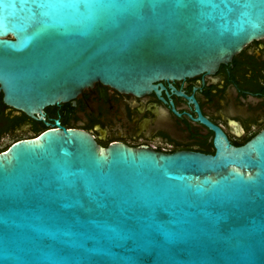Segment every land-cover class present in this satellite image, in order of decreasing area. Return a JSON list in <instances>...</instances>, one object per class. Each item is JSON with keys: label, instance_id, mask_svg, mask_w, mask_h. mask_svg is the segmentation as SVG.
<instances>
[{"label": "water", "instance_id": "1", "mask_svg": "<svg viewBox=\"0 0 264 264\" xmlns=\"http://www.w3.org/2000/svg\"><path fill=\"white\" fill-rule=\"evenodd\" d=\"M264 36V0H0L4 101L160 95ZM213 154L99 145L59 120L0 152V264H264V130ZM49 126L48 122H45Z\"/></svg>", "mask_w": 264, "mask_h": 264}, {"label": "flooded vegetation", "instance_id": "2", "mask_svg": "<svg viewBox=\"0 0 264 264\" xmlns=\"http://www.w3.org/2000/svg\"><path fill=\"white\" fill-rule=\"evenodd\" d=\"M159 88L160 95H134L95 82L74 100L44 108V121L9 106L0 89V152L56 119L87 131L103 147L122 143L163 153L213 154L214 130L201 117L231 144L242 145L264 130V36L247 42L212 73L163 80ZM5 139L11 141L2 146Z\"/></svg>", "mask_w": 264, "mask_h": 264}, {"label": "rangeland", "instance_id": "3", "mask_svg": "<svg viewBox=\"0 0 264 264\" xmlns=\"http://www.w3.org/2000/svg\"><path fill=\"white\" fill-rule=\"evenodd\" d=\"M10 141H11V140H9V139H5V140H3V142H2L1 145H2V146H3V145H7V144L10 143Z\"/></svg>", "mask_w": 264, "mask_h": 264}, {"label": "trees", "instance_id": "4", "mask_svg": "<svg viewBox=\"0 0 264 264\" xmlns=\"http://www.w3.org/2000/svg\"><path fill=\"white\" fill-rule=\"evenodd\" d=\"M55 106H57V105H55ZM55 106H49V107H47V109H49V110H52ZM43 124V123H42ZM44 126V125H43Z\"/></svg>", "mask_w": 264, "mask_h": 264}]
</instances>
